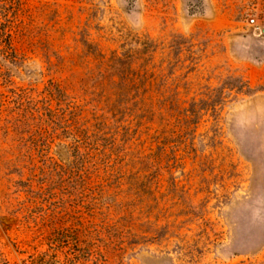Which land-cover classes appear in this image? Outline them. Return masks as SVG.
I'll use <instances>...</instances> for the list:
<instances>
[{
    "label": "rangeland",
    "instance_id": "374dc122",
    "mask_svg": "<svg viewBox=\"0 0 264 264\" xmlns=\"http://www.w3.org/2000/svg\"><path fill=\"white\" fill-rule=\"evenodd\" d=\"M41 260L264 264V0H0V264Z\"/></svg>",
    "mask_w": 264,
    "mask_h": 264
},
{
    "label": "trees",
    "instance_id": "16d2710c",
    "mask_svg": "<svg viewBox=\"0 0 264 264\" xmlns=\"http://www.w3.org/2000/svg\"><path fill=\"white\" fill-rule=\"evenodd\" d=\"M41 261H43L42 263H40L39 261L37 262V264H47V263H45V261L44 260H41ZM31 264H34V262H31Z\"/></svg>",
    "mask_w": 264,
    "mask_h": 264
},
{
    "label": "built area",
    "instance_id": "2783aa9c",
    "mask_svg": "<svg viewBox=\"0 0 264 264\" xmlns=\"http://www.w3.org/2000/svg\"><path fill=\"white\" fill-rule=\"evenodd\" d=\"M254 21V20H253Z\"/></svg>",
    "mask_w": 264,
    "mask_h": 264
}]
</instances>
